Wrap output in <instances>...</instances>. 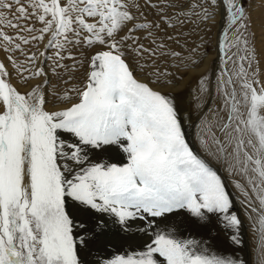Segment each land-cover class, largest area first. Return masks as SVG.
Returning <instances> with one entry per match:
<instances>
[{"label": "snow or ice", "instance_id": "1", "mask_svg": "<svg viewBox=\"0 0 264 264\" xmlns=\"http://www.w3.org/2000/svg\"><path fill=\"white\" fill-rule=\"evenodd\" d=\"M0 54V264H264V0H0Z\"/></svg>", "mask_w": 264, "mask_h": 264}, {"label": "rangeland", "instance_id": "2", "mask_svg": "<svg viewBox=\"0 0 264 264\" xmlns=\"http://www.w3.org/2000/svg\"><path fill=\"white\" fill-rule=\"evenodd\" d=\"M257 5H258V0H257ZM255 23V28L254 30L257 32V46L259 47L260 44V36H261V29H260V9L257 6L254 9V16H253ZM216 39H217V28L213 27L212 31L208 33L207 36V52H208V60H207V65L211 68L213 66L214 60L216 58V51H215V46H216ZM2 55V54H0ZM262 67H264V63H262ZM97 159L101 160H107L109 162H117L120 163L122 162V154H119L115 151H108L104 153H99L97 154ZM175 222L176 223H184L191 234L196 237H207L208 236V229L205 228H200L199 226L190 224L186 217L184 216L183 213H179L175 216ZM140 222L137 221L133 225L132 232L134 233L136 231V225H138ZM129 233H124L119 230V226L115 224H110L109 228L106 233L105 240L110 242V246L107 249V251H115L117 249H120L122 247H126L131 241L129 240ZM244 237V247L236 250V249H231L228 246L227 242V237L223 235V233H219L216 236H213L210 240V243L213 248L218 249V250H224V251H239L240 254H242L246 258H250L251 254V236L250 233L245 229L243 233ZM82 259L85 260V264H93V257L83 254L82 253Z\"/></svg>", "mask_w": 264, "mask_h": 264}]
</instances>
